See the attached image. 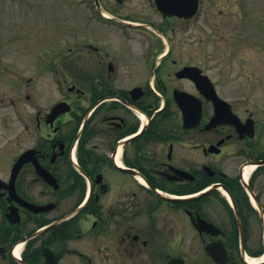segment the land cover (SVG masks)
<instances>
[{"label":"flooded vegetation","instance_id":"af4514ba","mask_svg":"<svg viewBox=\"0 0 264 264\" xmlns=\"http://www.w3.org/2000/svg\"><path fill=\"white\" fill-rule=\"evenodd\" d=\"M132 1L0 52V264H264V97L211 75L203 0Z\"/></svg>","mask_w":264,"mask_h":264},{"label":"rangeland","instance_id":"374dc122","mask_svg":"<svg viewBox=\"0 0 264 264\" xmlns=\"http://www.w3.org/2000/svg\"><path fill=\"white\" fill-rule=\"evenodd\" d=\"M83 1L0 0V52L8 54L5 61L17 62L16 53L26 40L34 51L35 37L49 34L40 31L46 26L80 20ZM197 27L202 52L210 58V68L216 67L211 75L222 92L245 99L258 111L264 97V0H203Z\"/></svg>","mask_w":264,"mask_h":264},{"label":"water","instance_id":"95a60500","mask_svg":"<svg viewBox=\"0 0 264 264\" xmlns=\"http://www.w3.org/2000/svg\"><path fill=\"white\" fill-rule=\"evenodd\" d=\"M158 9L164 14L192 17L198 9V0H156Z\"/></svg>","mask_w":264,"mask_h":264},{"label":"bare ground","instance_id":"6f19581e","mask_svg":"<svg viewBox=\"0 0 264 264\" xmlns=\"http://www.w3.org/2000/svg\"><path fill=\"white\" fill-rule=\"evenodd\" d=\"M247 171H249V169H248ZM247 174H248V173H247ZM247 174H245V175L247 176Z\"/></svg>","mask_w":264,"mask_h":264}]
</instances>
